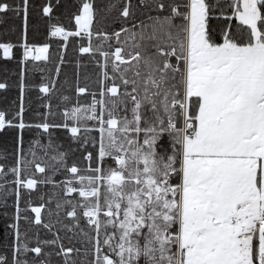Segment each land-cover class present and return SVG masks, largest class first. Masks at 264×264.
I'll return each mask as SVG.
<instances>
[{
    "label": "snow or ice",
    "instance_id": "obj_1",
    "mask_svg": "<svg viewBox=\"0 0 264 264\" xmlns=\"http://www.w3.org/2000/svg\"><path fill=\"white\" fill-rule=\"evenodd\" d=\"M73 8L68 29L46 0H0V27L17 34L0 51L19 49L20 65L0 110V264H264V0ZM49 37L78 38L94 89L79 86V59L74 92L57 88L63 52L45 76Z\"/></svg>",
    "mask_w": 264,
    "mask_h": 264
},
{
    "label": "trees",
    "instance_id": "obj_2",
    "mask_svg": "<svg viewBox=\"0 0 264 264\" xmlns=\"http://www.w3.org/2000/svg\"><path fill=\"white\" fill-rule=\"evenodd\" d=\"M40 2V0H37ZM46 2H50L53 5V23H59L60 25L64 26L65 28H72L74 27L73 24L69 21L70 12L74 10L73 5L77 3V0H60V3L57 4V0H46ZM135 2V0H134ZM59 18L58 20L56 18ZM10 25H5L0 27V42H16L17 34L12 33L8 30ZM40 31L38 33L33 32L32 30L29 31L28 39L30 43H43L44 37L47 35V18L42 20L39 25ZM78 38L70 37L67 47L62 48L64 42L61 38H52L49 37L48 40L50 42V62H35L40 67L45 69V76L49 74V70H51V74L55 75L54 67L55 64L59 62L60 54L63 52L65 63L61 65V73L59 77H57L59 83L57 84V88L61 89L68 94L69 91L74 92L76 86V61L79 59L81 61V68H80V79H79V86L81 87H89L90 90L95 88V79H96V72H98V68L90 61L87 55L81 56L75 50V44ZM15 51V58L14 59H5L3 58L2 51H0V82L7 83L9 88L6 90H0V110L8 109L12 105V101L16 100L19 95L18 90V82H19V71L20 65L18 63L19 60V49ZM29 71L26 76V83L28 85L39 84L41 81V73L38 71L33 70V64L29 63L28 65ZM88 79H85V77ZM68 79V84H65V78ZM39 95L37 89H30L26 94V103L31 101V109L28 113H26V119H31L33 117V111L37 109L39 101H37L36 97ZM43 111V109H40ZM56 135L61 138L64 147L67 148L68 144L67 141L63 139V132L57 131ZM10 138H4L2 134H0V150H2L5 146L9 148L10 143H6ZM79 156V153L76 156H70L69 163H71L72 159H75ZM56 179H62V177L57 176ZM42 191H49V189L45 188ZM35 200V197H34ZM39 202V201H35ZM3 221H0V240L3 239ZM63 236V233H61ZM42 238H44L42 233ZM50 238V234H49ZM66 246L69 245L67 239L64 240Z\"/></svg>",
    "mask_w": 264,
    "mask_h": 264
}]
</instances>
